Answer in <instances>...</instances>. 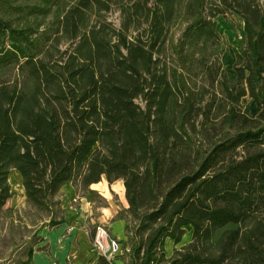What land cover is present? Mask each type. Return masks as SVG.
I'll return each instance as SVG.
<instances>
[{"label":"trees","instance_id":"obj_1","mask_svg":"<svg viewBox=\"0 0 264 264\" xmlns=\"http://www.w3.org/2000/svg\"><path fill=\"white\" fill-rule=\"evenodd\" d=\"M24 1L0 0V73H15L0 80V231L27 224L20 213L37 214L41 229L62 226V188L88 190L106 176L125 184L126 264H264L258 0ZM229 10L244 22L235 79L217 19ZM9 11L53 20L16 26ZM113 11L120 28L106 17ZM183 25L176 43L172 30ZM245 97L259 108L255 117L244 112ZM14 169L25 210L4 208ZM230 224L237 227L215 241ZM189 227L192 241L169 257L168 241L180 244ZM30 240L28 251L44 237L35 231ZM11 256L0 264H23ZM97 264L116 263L100 255Z\"/></svg>","mask_w":264,"mask_h":264},{"label":"rangeland","instance_id":"obj_2","mask_svg":"<svg viewBox=\"0 0 264 264\" xmlns=\"http://www.w3.org/2000/svg\"><path fill=\"white\" fill-rule=\"evenodd\" d=\"M13 2H16L15 5H22L25 1L24 0H13ZM153 2H154V0H150V5H152ZM258 4L260 5V7L262 9H264V0H258ZM5 15H6V18L10 19L12 22H14V24L16 26H19V25L25 26L27 24H32L36 27V26L41 25L42 29L45 28L47 25H49L51 23V21L53 20V15H50L47 18H44L42 16L22 17V16H20L19 13H12L10 11L5 12ZM106 17H107L108 21L112 22L114 25H116L119 28L121 27L122 20H121V16H120L119 11H113V12L107 13ZM217 19H218L219 31L222 34L223 41H224V47H225L224 54L222 55L225 71L231 79H235L237 76V73L235 70V62H236L235 49H240L244 46V43H245L244 42V34H243L244 22H243L242 17L233 10H229L225 16H219ZM185 27H186V25H183V26L177 27V28L172 30L171 38H174L176 43H177L178 39L181 37ZM68 48H70V45L66 44L64 46V49H68ZM6 75L7 76L8 75H15V73L14 72L13 73L12 72H8V73L2 72V73H0V80L3 78H6L5 77ZM242 106H243L244 112L251 117H255L259 111V108L255 104V102L252 99H250L249 97H245L242 100ZM72 185L75 187V190H76V194H74V195H77L75 197V199L73 200L72 205L75 206L74 207L75 209H76V207H78V209H80V208L82 209L81 202L79 201L80 200L79 197L82 196L84 194V192H86L87 190H80L74 184H72ZM11 187H13L12 184H11ZM12 190L15 191L13 188H12ZM68 197L69 196H67L66 194H63L61 192L60 200L64 201ZM18 198H19V190L14 192L13 199L15 200V205L11 208L12 209L19 208L22 210L27 209V207H28L27 199H26L25 203H18ZM94 201L96 203V208L97 207L101 208L103 206L104 207L106 206V202L103 199H101V197H99L97 195L94 196ZM120 206H121V210H120L121 216H123V218L127 222L126 210H124L125 208L122 205H120ZM68 211H71V209H68ZM68 211L66 209H64V214H62V216H65V222H67L66 219L69 216ZM102 213H103L102 210H100V211H95V213L92 216H89V214L87 216L86 213L79 215V217L81 215L86 216V218L90 217L86 221V223H88V227H89V231H90V239L92 242V245H91L92 246L91 247L92 258H99V256L102 255L96 249V246H95L96 227L99 224H103V225H106L107 227H109L111 230V225L109 226V224L99 222V216ZM18 215L21 216L23 218V221L26 222L27 224H25V223L20 224L19 222H15L14 223L15 228H14L13 234L10 233L8 228H5V229L0 231V249H2L0 252V258L1 259L9 258L13 253V255L11 256V258L13 260L22 261L23 264H25V262L29 256V253H30V251H28V247L30 245L29 242L31 241L30 237L34 235L35 231H38V233L44 237V233L48 229H53V228L41 229L40 227L42 226V223H40V218L37 217L38 216L37 214L36 215L33 214L32 217H28L22 213H20ZM45 215H47V214L45 213ZM76 218H78V216L74 217V219H76ZM38 219H39V221H38ZM34 223H39V224H38V226L33 227ZM5 225L7 227L12 226V222H11L10 218H6ZM131 227H133V224L131 225ZM236 227H237V225L230 224L227 227L219 230L216 233L214 240L218 241L219 238L222 236V234L226 230L233 229ZM55 228H57V227H55ZM4 230H7L8 232L4 233L3 232ZM187 231H188V233L186 234V236L184 237L183 241L180 244H175L173 241H168L167 253H168L169 257L174 254L176 249H181L184 245H186L192 241L193 228L189 227ZM111 232H112V230H111ZM66 235L67 236L70 235L68 230L66 231ZM113 236L116 237L114 234H113ZM24 240H25V243L22 246V248L18 251H16V250L14 251L15 243H19V242H22ZM127 240H128V238H127ZM119 241L122 245L121 251L119 252L118 256H116L112 260H114L115 263H117V264H126L125 261L122 260L121 258H127V260L130 261V258H131L130 257V251L128 250L129 248H127L125 246V244H124L125 241H122V240H119ZM35 249H33V250H35ZM46 250L48 252H50L49 248H47V247H46Z\"/></svg>","mask_w":264,"mask_h":264},{"label":"crops","instance_id":"obj_3","mask_svg":"<svg viewBox=\"0 0 264 264\" xmlns=\"http://www.w3.org/2000/svg\"><path fill=\"white\" fill-rule=\"evenodd\" d=\"M61 192L69 196L63 201V208L67 211L71 209L68 211L67 222L60 227L48 229L44 233V241L35 250L30 251L25 264H97L99 258H92V242L88 223H86L90 217L86 218L84 215L79 217L84 213L92 216L95 211L102 210L99 222L111 225L112 233L119 240L127 241V222L120 212V205L125 208L124 210L129 208L123 179L111 183L105 176L100 183L90 187L79 197L83 210L78 207L75 209L72 205L77 196L74 195L76 190L72 183L66 184ZM95 195L106 202L105 207L96 208ZM73 216H78V218L74 219ZM67 230L70 233L68 236L66 235ZM41 247H45V250H39ZM46 247L50 252L46 250Z\"/></svg>","mask_w":264,"mask_h":264},{"label":"built area","instance_id":"obj_4","mask_svg":"<svg viewBox=\"0 0 264 264\" xmlns=\"http://www.w3.org/2000/svg\"><path fill=\"white\" fill-rule=\"evenodd\" d=\"M95 246L103 256L110 260L118 256L122 248L119 239L114 237L110 228L103 224L96 227Z\"/></svg>","mask_w":264,"mask_h":264},{"label":"bare ground","instance_id":"obj_5","mask_svg":"<svg viewBox=\"0 0 264 264\" xmlns=\"http://www.w3.org/2000/svg\"><path fill=\"white\" fill-rule=\"evenodd\" d=\"M9 181L12 184L13 186L12 188L15 191L19 190L18 203H25L27 199V192L22 181V175L17 169L11 171L9 176ZM14 205H15V200L13 198H9L7 201V207L11 208ZM3 232L7 233L8 231L4 230Z\"/></svg>","mask_w":264,"mask_h":264},{"label":"water","instance_id":"obj_6","mask_svg":"<svg viewBox=\"0 0 264 264\" xmlns=\"http://www.w3.org/2000/svg\"><path fill=\"white\" fill-rule=\"evenodd\" d=\"M14 192H15V191H13V190H12V194H13V195H14ZM11 198H13V196H12ZM7 201H8V200H7ZM4 208H5V209H8V208H10V207H7V202H6V205H5V207H4Z\"/></svg>","mask_w":264,"mask_h":264}]
</instances>
